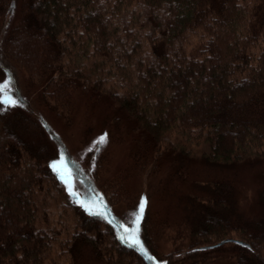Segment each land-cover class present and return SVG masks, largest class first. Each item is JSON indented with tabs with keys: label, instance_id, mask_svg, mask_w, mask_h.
Instances as JSON below:
<instances>
[{
	"label": "trees",
	"instance_id": "trees-1",
	"mask_svg": "<svg viewBox=\"0 0 264 264\" xmlns=\"http://www.w3.org/2000/svg\"><path fill=\"white\" fill-rule=\"evenodd\" d=\"M136 7L146 13L144 39L153 57L137 67L138 86L124 94L101 81L82 89V74L65 64L67 39L83 37L93 42L96 55L108 59L114 38L110 9L119 13ZM188 35L197 41L187 45ZM0 39V93L10 89L18 104L30 105L8 115L0 95V264H44L55 236L38 226L36 193L44 184L66 182L60 163L69 171L66 183L77 191L79 231L68 249L73 264H80L86 251L103 264H264V216L239 220L231 181L208 184L210 197L197 204L202 215L188 249L159 257L154 240L163 229L146 210L137 230L143 196L134 208L129 202L125 219L116 214L109 189L96 188L108 161L105 144L89 152L90 169L85 170L26 96L33 86L39 103L64 119L71 116L75 91L108 99L117 115L111 134L120 135L116 126L123 122L119 117H126L131 163L141 172L152 165L149 172L158 174L163 160L175 154L176 148L163 145L172 129L181 136L196 133L207 144L202 158L213 166L232 169L264 158V0H0ZM138 39L123 43L125 57L133 59ZM22 77L30 88L23 89ZM46 133L60 151L49 145ZM123 177L114 180L122 185ZM259 199L264 208V188ZM233 233L250 248L229 243L230 251L226 245L200 249ZM105 235L113 247H103Z\"/></svg>",
	"mask_w": 264,
	"mask_h": 264
},
{
	"label": "rangeland",
	"instance_id": "rangeland-1",
	"mask_svg": "<svg viewBox=\"0 0 264 264\" xmlns=\"http://www.w3.org/2000/svg\"><path fill=\"white\" fill-rule=\"evenodd\" d=\"M110 11L114 38L111 42L112 52L109 58L103 60L95 54L96 47L93 42L76 36L72 40L67 39L66 45L70 55L66 57L65 64L68 66L67 69H74L82 74L81 83L86 87H81L82 89H87L88 86L101 81L106 89L124 94L131 86H138L137 67L140 63L146 64L153 58L148 41L144 39L147 33L145 27H148L146 13L137 7L119 13H112L111 9ZM123 29L127 31L123 32ZM80 34L82 33L79 30ZM132 38H139L141 43L133 59L132 54L128 58L122 51L123 43L130 42ZM186 41L187 45H190L195 43L197 38L188 35ZM25 79L24 77L20 79L24 90L31 86ZM6 85L8 86V83L5 82L3 87ZM32 87L31 95L27 93L26 96L38 112V118L41 115L48 121L47 124L52 131L61 137L69 152L85 170L90 169L87 164L89 152L101 145L97 141L102 135L107 134V141L102 145L105 144L104 151L108 152V161L97 177L96 188L109 189L107 194L116 203L114 205L116 214L125 219L130 217L132 207L129 202L133 200L134 208L143 196L146 201L144 210L149 212L157 227L163 229L154 240L159 257L177 250L184 251L191 245V231L202 215V208H198L197 204L209 199L208 184L213 181L233 183L234 202L240 221L254 216H264V208L259 199V192L264 188V158L242 162L232 169L213 166L202 158V153L208 150L207 144L203 143L202 139L195 138L196 133L181 136L177 129H172L164 135L163 145L176 148L175 154L163 160L158 174L149 172L152 165L148 167V171L141 172L131 163L133 142L126 133L128 125L125 121L126 117H119L123 121L118 127L116 126L120 135L111 134L115 130L112 122L117 117L110 106L111 101L106 98L90 99L88 94L79 89L81 92H73L71 116L69 119H64L57 117L39 103L38 94ZM9 90L3 88L0 93L5 106L4 113L10 115L20 108L28 111L30 105L26 107L18 104ZM45 135L49 145L60 151L57 141L49 134ZM58 167L63 179L70 183L71 178L66 165L60 163ZM119 175L125 176L122 185L114 180ZM66 182L61 186L48 183L37 189L38 226L55 236V242L44 254V264H73L68 249L74 232L79 231L80 215L73 203V196L77 191L72 184L69 186ZM116 183L117 187L112 188ZM195 197L198 202L194 201ZM102 230L107 231L104 227ZM3 234L2 228L0 236ZM235 237L233 233V238ZM101 242L104 248L113 247L112 244L110 245L108 235H105ZM225 245L224 249L230 251L231 246ZM226 251L219 253V257H223ZM80 264L103 263L86 251L80 257Z\"/></svg>",
	"mask_w": 264,
	"mask_h": 264
},
{
	"label": "snow or ice",
	"instance_id": "snow-or-ice-1",
	"mask_svg": "<svg viewBox=\"0 0 264 264\" xmlns=\"http://www.w3.org/2000/svg\"><path fill=\"white\" fill-rule=\"evenodd\" d=\"M106 141H107V134H104V135H102L99 138V140L97 141V143L102 144V143H105ZM62 160H63V157H61V161ZM52 167L55 169L57 166L56 165H52ZM61 178L62 179L64 178L63 175H61ZM145 204H146V201L142 199L140 201V203H139V206H138L139 212H138V214L135 217V222L137 224V230H138V226H139V221H140V219H141V217L143 215V212H144ZM125 231H127V230H125ZM133 243L136 244V245H140V241L138 239H134L133 240Z\"/></svg>",
	"mask_w": 264,
	"mask_h": 264
},
{
	"label": "water",
	"instance_id": "water-1",
	"mask_svg": "<svg viewBox=\"0 0 264 264\" xmlns=\"http://www.w3.org/2000/svg\"><path fill=\"white\" fill-rule=\"evenodd\" d=\"M229 243H233V244H237V245H240L243 247L250 248V245L248 243H246L245 241H242L239 239H234V238H226V239H223L222 241H220L214 245L204 246V247H201L200 249H202V250L214 249V248H217V247L223 246L225 244H229Z\"/></svg>",
	"mask_w": 264,
	"mask_h": 264
}]
</instances>
